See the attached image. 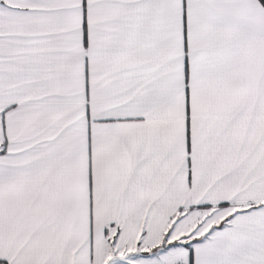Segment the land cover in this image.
I'll return each mask as SVG.
<instances>
[{
    "label": "snow or ice",
    "instance_id": "1",
    "mask_svg": "<svg viewBox=\"0 0 264 264\" xmlns=\"http://www.w3.org/2000/svg\"><path fill=\"white\" fill-rule=\"evenodd\" d=\"M0 264H264V0H0Z\"/></svg>",
    "mask_w": 264,
    "mask_h": 264
}]
</instances>
